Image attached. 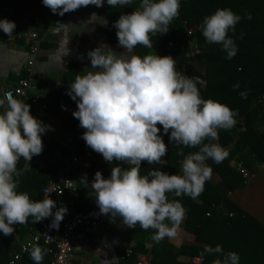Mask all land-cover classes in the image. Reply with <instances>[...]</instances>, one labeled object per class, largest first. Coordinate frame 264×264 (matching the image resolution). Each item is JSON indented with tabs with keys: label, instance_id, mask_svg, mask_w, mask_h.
Here are the masks:
<instances>
[{
	"label": "clouds",
	"instance_id": "obj_1",
	"mask_svg": "<svg viewBox=\"0 0 264 264\" xmlns=\"http://www.w3.org/2000/svg\"><path fill=\"white\" fill-rule=\"evenodd\" d=\"M104 3L105 0H43L44 6L60 16L90 5L103 7ZM132 3L133 0H107L113 8ZM179 9L180 0H141L135 11L122 14L113 24L118 44L125 52L117 53L105 45L89 51L91 69L76 75L68 89V95L77 102L73 116L85 129L82 139L86 145L108 163L119 161L130 165L114 166L107 179L100 171L95 173L91 187L100 214L119 215L130 228L139 224L145 231L153 229V239L157 242L174 237L185 215L182 203L169 200L168 194L192 199L200 196L212 175L206 161L221 163L227 156L219 144L204 141H215L218 130L233 128L238 115L225 104L202 98L197 85L203 81L177 71L171 56L141 57L135 53L138 45L153 48L151 34L167 33ZM90 20L107 22L95 13ZM240 20L241 16L231 9H217L204 17L200 25L202 35L209 44H221L227 58L232 59L238 48L228 33L235 30ZM15 28V22L0 20V30L9 37ZM246 95L241 93L244 98ZM0 109H3L0 112V232L12 235L13 226L26 224L29 217L34 218L33 223L52 217L49 227L58 229L66 207L57 208L47 193L43 200L36 201L27 192L17 191L18 178L27 171V164L18 170L19 160L30 162L42 153V134L50 126L35 118L30 105L15 99L11 92L3 93ZM160 126L164 135L170 132L169 140L177 146H200L199 151L186 156L183 151L178 153L184 156L182 174L157 169L146 175L140 173L143 162L161 163L168 153ZM82 180L87 183L86 176ZM204 252L223 255V259L217 258L213 264H239V255L231 251L224 253L220 245L205 246ZM44 254L45 250L39 246L31 248L30 256L35 264H41Z\"/></svg>",
	"mask_w": 264,
	"mask_h": 264
},
{
	"label": "trees",
	"instance_id": "obj_2",
	"mask_svg": "<svg viewBox=\"0 0 264 264\" xmlns=\"http://www.w3.org/2000/svg\"><path fill=\"white\" fill-rule=\"evenodd\" d=\"M11 2L12 0H5L4 5L9 6ZM140 3L141 0H133V3L128 6L113 8L105 0L103 7L98 8L92 5L91 11L107 18L109 26L106 35L110 42L118 43L117 29L113 27L114 22L122 14L135 11ZM223 8L231 9L235 14L241 16L235 30H230L228 33L238 48L237 54L232 59L227 58L221 44L207 43L200 28L204 17ZM248 15H251L252 18L248 19ZM189 30H192L191 36L188 34ZM150 38L153 48L149 49L138 45L135 49L137 55L141 57L148 54L171 56L176 61L177 71L190 78H199L203 81V84L197 85L202 98H210L225 104L238 115L235 116L236 124L233 128L218 130V138L215 141H204V143L219 144L227 152V156L221 163H216L211 159L206 161L212 169V175L205 182L200 196L192 199L186 195L176 197L173 193L168 194L169 200H179L185 209L180 226L194 235L196 241L203 246L183 245L179 251H175L170 238L165 237L157 242L153 239L155 230L145 231L137 224L135 228H131L136 246L127 253L122 251V245L118 246L119 250L121 248L119 264H139L141 257L147 253L151 255V264H191V262H180L179 259L182 256L191 258L201 256L203 257L201 264H213L215 259H223V255L208 254L204 252V248L205 246L215 248L216 245L222 246L224 253L230 251L237 253L240 258L239 264H264V248H261V245L264 244V227L258 225L251 240L245 236L246 243H242L239 239L243 236L236 235L233 228L237 226L236 222L244 213L228 197L229 193L244 188L246 184L242 175L234 167V161H243L250 172L252 170L249 169L247 157H252L264 167V101L261 102L264 96V0H180L179 15L170 23L169 31L165 34H151ZM191 42L195 44L193 49H191ZM195 50H199V53L196 54ZM27 77L28 74H25L24 78ZM68 77L70 76H65L63 82H66ZM235 85H239V87L234 88ZM241 93H246V98L242 97ZM47 108V112L56 114L60 108L59 100H56L53 105L48 103ZM68 125L74 144L64 145L48 139L47 135L42 136L44 145L42 152L50 154L47 159L48 168L46 171H38L32 167L27 169L18 178L17 191L27 192L33 200H41L44 187L52 181H58L61 178V173L65 172L74 157H79L85 151L90 150V147L82 139L85 130L79 126V122L70 119ZM160 128V134L168 146V153L163 157L161 163L143 162L140 173L146 175L157 169L168 174H182L181 167L184 156L178 155V153L183 151L186 156L199 151L200 146L196 148L177 146L169 140L170 132L168 135H164L162 126ZM116 163L121 168L130 167L127 162L116 161ZM26 164L29 163L21 158L17 165L18 170H23ZM94 168L97 171L104 168L101 158L98 157ZM69 176L73 181L75 179L77 190L65 192L60 202H73L76 214L88 212L97 207L94 189H89L87 183L78 177L75 171H71ZM215 176H219L220 181L215 182ZM215 207L233 213V217H230L228 213L226 216L220 215L222 213L217 214ZM210 213H212L211 216H208ZM33 219L32 217L29 219V224L36 228L34 229V233H36L39 222L33 223ZM64 222L63 219L57 229L50 228L52 220H47V228L51 234L55 236L54 232L57 233L55 238L62 234ZM165 223L169 222L165 221ZM19 226L20 230H18ZM13 227L12 235L5 236L0 232V264H10L14 254L20 251L18 239L24 237L29 230L28 226L22 224ZM15 233H18L17 237L14 236ZM147 244L152 245L150 250L147 248ZM38 246L45 250L41 264H50L53 258L50 251L55 249V245H48L41 241ZM30 251L31 248L25 253L20 264H35L30 256ZM74 264L84 263L76 260ZM92 264H102V262L96 260Z\"/></svg>",
	"mask_w": 264,
	"mask_h": 264
},
{
	"label": "crops",
	"instance_id": "obj_3",
	"mask_svg": "<svg viewBox=\"0 0 264 264\" xmlns=\"http://www.w3.org/2000/svg\"><path fill=\"white\" fill-rule=\"evenodd\" d=\"M4 4L5 0H0V20L13 21L16 28L11 37L0 30V98H3L4 92L14 87L20 79L24 78L25 74H28L26 66L31 58L29 55V42L21 38L20 35L23 30L24 19L33 20L40 35L41 51L36 57L32 72L39 79L38 90L42 95L43 102L53 105L56 100H59L60 108L56 114L47 112V116H44L37 107H32L27 100H17L30 105L31 114L50 126L49 130L46 131L48 139L64 145L74 144L68 123L70 119L76 122H79V120L73 116V112L77 110V102L68 95L70 84L74 82L76 75L83 74L91 69V62L87 57L89 51L100 45H105L108 49L117 53H123L125 49L120 47L118 43L109 41L106 35L109 26L108 20L102 14L91 11L92 5L81 7L76 11L60 16L52 13L48 7L44 6L43 0H12L9 6ZM6 7L9 11H5ZM93 13L99 17H105L106 24L91 21L90 17ZM190 44L191 49H193L194 42ZM71 70L72 72H70ZM65 76L70 77L66 82H63ZM2 111L3 109H0V112ZM45 155L47 159L50 156L49 153ZM98 157L104 163V168H101L100 172L104 178H109L112 168L119 165L116 161L106 162L101 154L91 148L89 151H85L83 155L74 157L69 163L70 166H73V171L77 173L78 177L84 178L86 176L88 187L97 172L94 163L98 161ZM247 159L253 177L245 184L244 188L228 195L229 199L244 213L236 222L237 226L233 228L236 235L243 236L239 239L242 243H246L245 236L248 240H251L258 225L264 227V167L252 157H247ZM236 162L237 160L233 162L235 168ZM29 168L31 167L28 164L27 169ZM65 172L61 173L60 177L64 176ZM218 181H220V177L215 176V182ZM63 195L56 200V206L57 208H67L63 218L65 221L76 213L73 202H60ZM214 209L217 214L222 213L220 215L225 216L229 214L230 217H233V213H228L226 210L216 207ZM211 214L208 216H211ZM46 222L47 220L44 219L39 221L37 230L40 229L42 224L47 226ZM34 229L36 228L29 226L28 233L18 239L20 245L31 238V235L35 232ZM246 232L249 233L246 234ZM54 235L53 237H57L56 232H54ZM87 237L85 245L77 253L76 258L84 264H92L96 260H100L102 264L105 260H108L109 264H119V251L121 248L119 250L118 246L122 245L124 253L136 246L132 229L124 225L119 215L112 217L109 214L102 228L97 233L90 234ZM170 242L175 247V251H179L183 245L203 246L196 241L194 235L187 232L180 225L176 230V235L170 238ZM151 247V244H147L149 250ZM261 248H264V244L261 245ZM146 255L150 254L147 253ZM146 255H143L141 260ZM179 261L201 264L203 257L182 256Z\"/></svg>",
	"mask_w": 264,
	"mask_h": 264
},
{
	"label": "built area",
	"instance_id": "obj_4",
	"mask_svg": "<svg viewBox=\"0 0 264 264\" xmlns=\"http://www.w3.org/2000/svg\"><path fill=\"white\" fill-rule=\"evenodd\" d=\"M5 11H9L8 7L5 8ZM188 34L191 36L192 30H189ZM20 36L29 42V55L31 58L28 60L26 66L28 77L20 79L14 87H11L6 92H11L15 99L29 101L32 107H37L44 116H47V104L43 102L42 95L38 90L39 79L32 72L36 57L41 51V39L34 22L24 19L23 30ZM194 52L198 54L199 50H195ZM262 101H264V98L261 102ZM46 135L47 132L42 134V136ZM28 163L30 167L38 171H46L48 168V161L43 152L40 155L34 156ZM235 166L246 183L253 177V174L247 169L243 161H237ZM65 171V175L58 181H52L44 187L41 200L44 199L45 194L47 193L48 196L56 202V200L65 192H73L77 190L75 182L69 176L70 172L73 171V166L69 165ZM92 181L89 183L90 189H93L91 187ZM53 212H55L54 209ZM108 216L109 214H100L98 206L88 212L74 214L72 217L65 220L62 234L58 238L53 237L47 226L42 224L40 229L36 233H33L29 240L24 241L20 245V251L14 254L10 264H20L28 249L33 246H38L41 241H44L48 245H55V249L50 251L53 255L50 264H74L77 258V253L85 245L87 236L97 233L102 228L103 223ZM30 218L31 217L28 218L26 224L22 225L29 227ZM52 219V217H49L44 220ZM20 226L18 227V230L21 229ZM17 235L18 233L14 234L16 237ZM140 264H151V255L144 256Z\"/></svg>",
	"mask_w": 264,
	"mask_h": 264
},
{
	"label": "rangeland",
	"instance_id": "obj_5",
	"mask_svg": "<svg viewBox=\"0 0 264 264\" xmlns=\"http://www.w3.org/2000/svg\"><path fill=\"white\" fill-rule=\"evenodd\" d=\"M192 41V40H191ZM264 98V96L262 97V99Z\"/></svg>",
	"mask_w": 264,
	"mask_h": 264
}]
</instances>
